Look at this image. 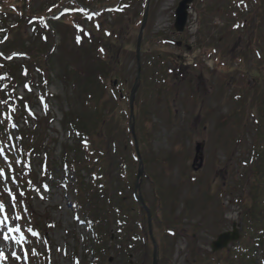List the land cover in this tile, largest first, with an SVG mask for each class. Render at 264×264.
Segmentation results:
<instances>
[{
  "label": "rangeland",
  "instance_id": "374dc122",
  "mask_svg": "<svg viewBox=\"0 0 264 264\" xmlns=\"http://www.w3.org/2000/svg\"><path fill=\"white\" fill-rule=\"evenodd\" d=\"M180 1L0 0V56L10 59L4 70L17 83L13 92L22 108L30 112L28 118L17 117L18 130L7 131L14 142L19 135L24 144L43 139L39 155L28 156L36 183L27 213L40 235L25 242L46 264H151L146 217L133 200L138 161L127 134V101L145 9L134 133L143 167L141 198L151 212L158 264H240L243 254L261 264L260 251H243L241 216L253 187L249 155L262 83L257 71L264 66V0H193L185 28L177 33L174 11ZM77 7L104 12L93 19ZM33 17L40 20L38 26L27 24ZM100 70L112 74L104 91L95 76ZM73 72H79L80 83L71 78ZM87 78L91 86L83 90ZM70 110L85 122L95 112L106 117L91 137L97 141L101 132L109 148L110 178L101 190L111 213L100 231L107 237L101 253L95 252L87 218L62 186L76 188L72 172L67 177L63 168L64 161L79 159L61 127ZM44 112L52 123L46 125ZM196 144H202L203 164L193 171ZM15 147L0 146L4 188L12 184L3 180L7 164L1 151L12 152L11 160L18 162ZM45 161L48 171L43 172ZM79 175L91 184L86 172ZM3 205L12 221L8 203ZM76 213L85 224L75 221ZM233 222L239 239L212 254L211 242ZM4 236L0 231V264H27L24 238Z\"/></svg>",
  "mask_w": 264,
  "mask_h": 264
},
{
  "label": "trees",
  "instance_id": "16d2710c",
  "mask_svg": "<svg viewBox=\"0 0 264 264\" xmlns=\"http://www.w3.org/2000/svg\"><path fill=\"white\" fill-rule=\"evenodd\" d=\"M103 71L105 70H100L95 73L99 82H102V91H104V88H107V85L111 87L109 82H112V74L109 73V71H105V73H103ZM78 74L79 72H73L70 75L71 78L73 77L76 79L77 83H80ZM257 75L262 83H260V88H258V90H260V98L257 103L258 110L254 119L255 140L249 155V170L253 176V187L246 197V203H244L245 207L242 211L241 225L244 231L243 238L246 240L242 246L243 251L249 253V255L254 252L253 249L260 251L263 256V258H261V264H264V66H262L260 71H257ZM90 86V78H87V83L83 86V90H87ZM117 89L120 98H123L122 89L119 87ZM110 90L111 89H109V92ZM8 93H11V90H6L4 93L1 92L0 97L4 98ZM1 94H4V96ZM98 107V103H95L94 110L97 111ZM46 118V125L52 123L50 117ZM85 119L88 122H85L76 111L73 112L71 110L63 116L61 127L68 133L72 143L71 152L79 157V159L77 158L78 161H64V164L66 165L65 169L72 172V176H74L73 183L76 188H71L70 194L73 196L74 200H76L75 205L78 211L83 213L92 224L97 237V239H94V249L95 252L101 253L104 251L102 242L103 240L106 241L107 237H100V231H102L108 219V214L111 213L108 198L105 197L103 190H101L105 188V184L110 178V173L107 172L109 170V160L107 159L109 157V148L107 144L108 140L105 138V135L102 136L101 132L97 141L91 140V137L94 133H97V128L104 124L106 117H100L97 112H95ZM127 134L128 137H130L129 132ZM42 142L43 139H39L33 144H24L20 136L21 147L19 153L22 155V165L27 161L29 155L34 154L35 157L39 155L38 149H40ZM130 142L132 144L131 140ZM133 156L134 155H132V157ZM46 168L48 169V167ZM14 170L16 174L15 181L19 186L15 197L17 199L20 198L19 200L22 204H25L23 205V207H25L28 205L29 201L27 196L28 192L27 190L25 191V188L27 189L28 183L33 182L32 174L31 171H29L30 169L20 170L19 166L14 167ZM83 171L91 178V184L86 185L83 183L84 179L79 175ZM103 178L105 180H102ZM69 185H71V183ZM30 222L32 221L30 220ZM122 224L126 225L125 222ZM243 255H245L246 258L242 257L240 264H256L247 254ZM32 257L33 255L31 254L30 260H32Z\"/></svg>",
  "mask_w": 264,
  "mask_h": 264
},
{
  "label": "water",
  "instance_id": "95a60500",
  "mask_svg": "<svg viewBox=\"0 0 264 264\" xmlns=\"http://www.w3.org/2000/svg\"><path fill=\"white\" fill-rule=\"evenodd\" d=\"M191 2H192V0H181L178 4L176 10H175V13H174V29L178 33L182 32L184 29V26H185L186 21H187L188 5ZM146 14H147V10H145V12H144L140 33H139L138 39H137V50H136L137 54H138L142 29H143V27L145 25V21H146ZM138 80H139V64H138V68H137L136 78L134 80V84L131 88L130 96H129V129L131 132V136L134 140L135 153H136L137 157L139 158L138 149H137V145H136V139H135V135H134V124H133V119H134V117H133V104H134V100H135V94H136V91H137L138 85H139ZM201 149H202L201 144L195 145V157H194L193 164H192V168L194 171H197L202 166ZM138 165H139V167L137 170V182L135 185V189H136V191L139 192V182H140V178L142 176V162L139 161ZM137 201L139 202V204L141 205L142 209L144 210V212L146 214L147 224H148V235H149V238H150L152 246H153V264H157L156 245H155L154 239L152 237V230H151V215H150V212L147 209V207L144 205L140 195L137 196ZM238 238H239V233H238V230L236 228L235 223H233L231 231L223 232V233L219 234L217 239L211 243V251L214 253V252H218L222 249H225L229 243L237 241Z\"/></svg>",
  "mask_w": 264,
  "mask_h": 264
},
{
  "label": "snow or ice",
  "instance_id": "6c2138e0",
  "mask_svg": "<svg viewBox=\"0 0 264 264\" xmlns=\"http://www.w3.org/2000/svg\"><path fill=\"white\" fill-rule=\"evenodd\" d=\"M0 175H2V173H0ZM4 211V205L3 204H0V213H2ZM2 255V254H0Z\"/></svg>",
  "mask_w": 264,
  "mask_h": 264
}]
</instances>
